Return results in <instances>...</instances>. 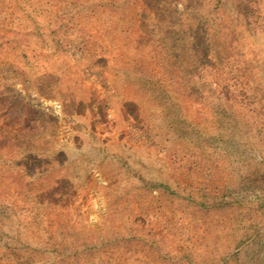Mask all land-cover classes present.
<instances>
[{
    "label": "rangeland",
    "instance_id": "374dc122",
    "mask_svg": "<svg viewBox=\"0 0 264 264\" xmlns=\"http://www.w3.org/2000/svg\"><path fill=\"white\" fill-rule=\"evenodd\" d=\"M8 258L264 264V0H0Z\"/></svg>",
    "mask_w": 264,
    "mask_h": 264
},
{
    "label": "trees",
    "instance_id": "16d2710c",
    "mask_svg": "<svg viewBox=\"0 0 264 264\" xmlns=\"http://www.w3.org/2000/svg\"><path fill=\"white\" fill-rule=\"evenodd\" d=\"M9 256L11 257V255H9ZM11 261H14V258H12V259L8 258V260H6V262H7L8 264H10ZM18 261L21 262L20 264H28V263H27V259H24V258H20Z\"/></svg>",
    "mask_w": 264,
    "mask_h": 264
}]
</instances>
